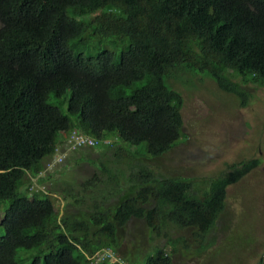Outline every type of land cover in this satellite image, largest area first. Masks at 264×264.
Segmentation results:
<instances>
[{"label":"trees","instance_id":"trees-1","mask_svg":"<svg viewBox=\"0 0 264 264\" xmlns=\"http://www.w3.org/2000/svg\"><path fill=\"white\" fill-rule=\"evenodd\" d=\"M0 22V264H175V247L124 246L125 228L144 221L174 246L173 230L205 238L228 187L259 159L230 164L202 192L152 169L109 172L108 194L121 198L113 207L99 199L63 216L52 192L36 199L26 185L45 179L61 133L73 130L167 153L182 135L184 96L166 79L182 72L208 73L247 105L248 84L264 85V0H0ZM104 249L125 263L92 259Z\"/></svg>","mask_w":264,"mask_h":264},{"label":"rangeland","instance_id":"rangeland-1","mask_svg":"<svg viewBox=\"0 0 264 264\" xmlns=\"http://www.w3.org/2000/svg\"><path fill=\"white\" fill-rule=\"evenodd\" d=\"M166 83L184 96L182 135L167 153L152 158L144 155L145 143L132 145L116 138L108 145L69 147L62 163L52 166L43 181L30 178L27 192L36 199L43 191L52 192L63 216L67 209L75 211L74 204L90 212L99 199L101 206L113 207L121 198L108 194L116 187L109 172L121 179L152 169V175L192 179L202 192L207 179L226 172L230 164L257 158L259 165L228 187L225 210L205 238L191 229L173 230L169 233L177 240L174 246L138 219L125 228L123 238L124 246L142 254L163 246L171 255L175 247V264H259L264 258V85L249 83L250 99L243 105L206 72H182ZM60 136L67 138L66 133ZM76 198L83 200L77 204Z\"/></svg>","mask_w":264,"mask_h":264},{"label":"built area","instance_id":"built-area-1","mask_svg":"<svg viewBox=\"0 0 264 264\" xmlns=\"http://www.w3.org/2000/svg\"><path fill=\"white\" fill-rule=\"evenodd\" d=\"M101 143V141L97 138H94L92 136L86 135L83 132L79 130H73L70 133V136L68 138V145L70 149L77 150L82 147H93L97 146ZM64 159V154L59 151V148L56 149L55 157L52 162H50L47 166L48 169H52L58 162H62ZM53 166V167H52ZM119 253H117L115 250L111 249H104L96 253L92 259L93 260H106L110 259L112 262L119 261L121 262V257L118 256ZM122 263H125L122 261Z\"/></svg>","mask_w":264,"mask_h":264},{"label":"crops","instance_id":"crops-1","mask_svg":"<svg viewBox=\"0 0 264 264\" xmlns=\"http://www.w3.org/2000/svg\"><path fill=\"white\" fill-rule=\"evenodd\" d=\"M67 138H68V136H67ZM67 138H65V139L63 140V142H61V143H59V144H56V145H60L61 149L65 150V151H66V149H68V148H67Z\"/></svg>","mask_w":264,"mask_h":264},{"label":"clouds","instance_id":"clouds-1","mask_svg":"<svg viewBox=\"0 0 264 264\" xmlns=\"http://www.w3.org/2000/svg\"><path fill=\"white\" fill-rule=\"evenodd\" d=\"M85 134V133H84ZM87 135V134H86ZM90 136V135H89ZM94 147V146H93ZM58 148V147H57ZM67 148H69V145H68V139H67ZM82 148H84V147H82ZM81 149V148H80ZM59 151L60 152H62L63 154H64V152L63 151H65V150H63V149H61V147H60V149H59ZM65 153H66V151H65ZM65 157H66V155H65ZM65 159V158H64ZM63 159V160H64Z\"/></svg>","mask_w":264,"mask_h":264}]
</instances>
